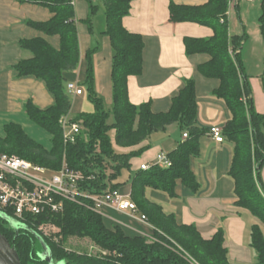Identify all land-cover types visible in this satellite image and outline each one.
Here are the masks:
<instances>
[{"label": "trees", "instance_id": "1", "mask_svg": "<svg viewBox=\"0 0 264 264\" xmlns=\"http://www.w3.org/2000/svg\"><path fill=\"white\" fill-rule=\"evenodd\" d=\"M27 1L47 7L53 13L48 21L30 24L46 36L60 37L58 47L41 35L22 39L20 45L31 51L32 57L21 59L14 66L19 77L34 76L42 80L54 98L49 107L41 108L29 100L24 108L29 119L50 133L52 146L47 148L33 139L22 125L11 122L5 126V135L0 136L1 153L17 154L55 170L61 168L65 159L70 168L95 176L81 182L80 186L88 193L99 194L107 189H119L121 183L116 180L122 171L130 169L131 159L149 148L145 145L123 152L116 146L139 145L172 124L187 131L188 138L168 153L172 162L169 167L152 165L132 178V198L155 227L153 236L129 235L118 225L109 226L100 212L89 207L93 202L88 198L83 199V204L66 201L62 212L31 217L28 222L21 223L28 229L19 231L6 219L15 220L13 216L4 213L0 216V232L16 247L21 263L51 264L37 249L41 242L49 250L53 264H232L224 228L211 238H204L196 225L178 223L174 213L166 212L161 204L146 196V189L151 187L176 197L179 180L194 192L200 189L192 163L201 152L200 141L209 128L197 124L196 79L185 80L168 111L154 112L151 102L132 103L128 79L142 73L145 48L144 37L129 31L123 24L133 0H101L106 21L103 32L110 37L114 52L112 111L106 108L95 90L93 54L96 49H90L85 56L87 69L83 84L94 110L71 118L80 123L82 131L76 142L65 143L60 120L69 115L72 108L65 73L78 70L82 60L75 6L72 0ZM87 1L95 11V0ZM230 3L231 0H209L201 5H189L172 1L170 19L174 23L195 22L213 29V35L208 38L186 37V53L189 56L208 54L209 59L198 66V71L220 81L213 94L224 102L230 115L223 135L233 144L228 174L234 182L235 207L249 211L255 218L250 229V244L257 258L250 264H264V182L261 175L264 113L254 107L241 51H237L242 49L247 34L230 33ZM87 21L92 24V14ZM260 30L264 40V14L260 17ZM261 80L264 89V71ZM43 222H52L57 230L48 237L42 235L38 226ZM71 237L89 238L99 252L92 254L68 248L66 244Z\"/></svg>", "mask_w": 264, "mask_h": 264}, {"label": "crops", "instance_id": "2", "mask_svg": "<svg viewBox=\"0 0 264 264\" xmlns=\"http://www.w3.org/2000/svg\"><path fill=\"white\" fill-rule=\"evenodd\" d=\"M172 1L177 4L201 5L209 0H133L129 13L123 19L125 28L140 33L145 42L142 73L131 75L128 79L130 100L136 105L151 102L154 112L168 111L173 97L184 86L185 80L195 78L198 96L197 124L201 128H209L212 125L224 127L229 120V111L224 102L213 94L220 81L207 78L198 71V66L206 62L209 55L202 53L189 56L184 43L186 37H211L213 29L195 22H172ZM94 3L95 11L87 0H74L82 60L78 70L65 73L66 86L74 82L82 87L84 92L71 97V118L83 111L94 110L83 84L87 69L85 56L90 49H96L93 54L95 90L109 111H112L113 107L114 52L110 37L103 32L106 27L103 2L95 0ZM91 14L90 25L87 18ZM52 16L49 8L27 0H0V120L3 121L4 127L11 122L20 124L14 119L25 113V104L29 100H33L41 108L54 103L52 94L42 80L34 76L19 77L14 67L21 59L32 57V52L20 45L22 39L41 35L58 47V35L46 36L30 24L48 21ZM228 20L230 33L235 35L231 29L230 18ZM231 47L235 49L234 45ZM237 51H241L254 107L258 112L264 113V89L261 80L264 52L262 55L259 53L258 67L250 70L243 47ZM92 105L93 110L89 111ZM112 120L113 116L110 117V121ZM112 136L114 139L115 131ZM183 140L181 128L172 124L165 131L153 133L139 145L129 148L116 146L120 151L126 152L149 145V148L131 159V167L125 169V176L120 175L116 180L121 183V192L132 196V178L141 170V165H153L160 153L168 154ZM200 142L201 152L192 163V169L200 183L199 191H192L179 180L176 197H170L165 192L151 187L146 189V196L161 204L166 212L174 213L178 223L196 225L204 238H211L220 228H224L230 262L253 263L257 253L250 244V229L255 218L249 211L235 207L234 182L228 174L233 144L227 139L223 143H217L209 131ZM261 175L264 182V168ZM101 214L109 226L118 225L129 235L153 236L155 233V227L149 220L142 219V215L146 214L139 207L136 213H131L106 206Z\"/></svg>", "mask_w": 264, "mask_h": 264}, {"label": "built area", "instance_id": "3", "mask_svg": "<svg viewBox=\"0 0 264 264\" xmlns=\"http://www.w3.org/2000/svg\"><path fill=\"white\" fill-rule=\"evenodd\" d=\"M72 2L74 4V0ZM233 2L237 4L238 0H231L230 8ZM66 90L71 97L84 92L74 82L68 83ZM60 122L65 143L76 142L82 131L80 123L73 121L69 115L63 116ZM209 134L217 143L225 141L223 127L219 125L210 126ZM183 138H188L187 131L183 132ZM171 163L167 153H160L153 165L166 168ZM151 166L149 163L142 164L141 169L147 170ZM94 178V175L70 168L65 159L61 168L55 170L17 154L0 153V213L11 214L21 224L31 217L62 212L66 201L83 204L84 198L90 199L93 204L88 206L100 213L106 206L131 213L138 211L132 196L122 193L120 189H107L99 194L81 189V182ZM142 219L148 220L146 215H142ZM38 230L48 237L57 227L52 222H43Z\"/></svg>", "mask_w": 264, "mask_h": 264}, {"label": "rangeland", "instance_id": "4", "mask_svg": "<svg viewBox=\"0 0 264 264\" xmlns=\"http://www.w3.org/2000/svg\"><path fill=\"white\" fill-rule=\"evenodd\" d=\"M234 3V2H233ZM264 14V0H238V5L232 4L230 8V24L232 31L236 33L247 34V42L244 43L243 53L246 57L250 70L258 67L260 59L259 53L264 52V40L260 30V17ZM72 99V98H71ZM93 110V105L89 111ZM1 119V118H0ZM10 119H7V121ZM16 121L23 125L26 132L36 141L43 143L46 147L52 144L50 133L29 119L26 114L15 117ZM6 122V121H5ZM5 135L3 121L0 120V136ZM1 153V152H0ZM127 170L123 171L121 176H125ZM67 247L79 252H88L95 254L99 252L97 246L89 239H80L71 237L67 242ZM38 251H43L41 242L37 245Z\"/></svg>", "mask_w": 264, "mask_h": 264}, {"label": "water", "instance_id": "5", "mask_svg": "<svg viewBox=\"0 0 264 264\" xmlns=\"http://www.w3.org/2000/svg\"><path fill=\"white\" fill-rule=\"evenodd\" d=\"M0 216H2L1 213ZM6 219L17 231H19L22 228L28 229V227L21 225L20 223L16 222L13 219L10 218H6ZM42 245H43V251H41L40 253L41 256L45 259H48L50 263L53 264L54 261L52 256L50 255L49 250L46 248V246L43 243ZM0 264H22L16 247L12 245L10 241L1 232H0Z\"/></svg>", "mask_w": 264, "mask_h": 264}]
</instances>
